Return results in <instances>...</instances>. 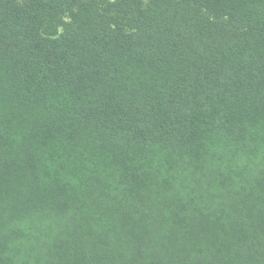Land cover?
Returning <instances> with one entry per match:
<instances>
[{"label":"trees","instance_id":"1","mask_svg":"<svg viewBox=\"0 0 264 264\" xmlns=\"http://www.w3.org/2000/svg\"><path fill=\"white\" fill-rule=\"evenodd\" d=\"M0 264H264V0H0Z\"/></svg>","mask_w":264,"mask_h":264}]
</instances>
